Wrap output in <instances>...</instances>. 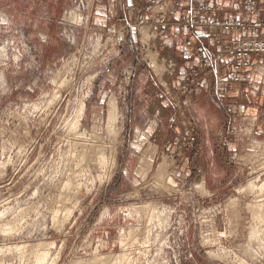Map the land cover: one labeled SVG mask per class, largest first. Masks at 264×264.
<instances>
[{"label": "rangeland", "instance_id": "374dc122", "mask_svg": "<svg viewBox=\"0 0 264 264\" xmlns=\"http://www.w3.org/2000/svg\"><path fill=\"white\" fill-rule=\"evenodd\" d=\"M96 2L0 0V264H264L262 96L233 121L164 89L168 107L132 102L109 77L137 51L115 45L128 17L109 0L96 25ZM136 55L169 78L161 50ZM153 120L155 154L135 155Z\"/></svg>", "mask_w": 264, "mask_h": 264}, {"label": "built area", "instance_id": "2783aa9c", "mask_svg": "<svg viewBox=\"0 0 264 264\" xmlns=\"http://www.w3.org/2000/svg\"><path fill=\"white\" fill-rule=\"evenodd\" d=\"M111 1L116 12L125 11L128 17L117 30L120 37L116 46H121L129 37L131 28L135 27L140 55L147 57L151 49L161 50L166 55L164 59L170 71H165L169 78L162 87L167 96L175 92L180 107L189 109L197 91L214 80L217 95L227 99L226 114L231 121L236 119V112L240 111L238 96L250 82L251 74L260 72L264 61V20L260 14L264 0H230L228 11H242L244 14L232 19L219 17L222 7L216 4L217 0H145L143 8L139 2L128 7L124 0ZM142 10L146 13L141 14ZM143 30L149 31L146 40L142 37ZM175 30L187 38L186 45L197 58V65L182 75L178 73L176 50L170 53L164 41ZM236 31L245 36L233 45L216 41L215 67L206 48L196 46L190 40L199 34H231ZM174 100L172 96L171 101Z\"/></svg>", "mask_w": 264, "mask_h": 264}, {"label": "crops", "instance_id": "0c3cea01", "mask_svg": "<svg viewBox=\"0 0 264 264\" xmlns=\"http://www.w3.org/2000/svg\"><path fill=\"white\" fill-rule=\"evenodd\" d=\"M126 6L130 7L134 4L139 2V5L143 8L145 5V0H124ZM216 4L220 7H222V12L219 13V17L221 18H241L244 16L242 11H233L229 12L228 7L230 5V0H217ZM109 0H97L93 12L90 13V16L93 19V22L96 25L105 26L107 25V22L109 21V15L108 10L110 7ZM146 11L142 10L141 14H145ZM260 14L262 16L261 20H264V2L262 1L261 4V10ZM127 15H125L126 17ZM124 17V16H122ZM125 20V19H123ZM122 23V20L120 21ZM136 29L135 27L131 28V39L136 43V50L140 53L139 46H138V40L137 36L135 34ZM200 36H194L190 38L193 44L196 46H203L206 48L207 53L210 58V62L215 67L216 65V59H215V53H216V41L222 40L223 43L233 45L234 43L242 40L245 36L244 33L241 32H233L231 34H220L217 32H213L211 35L207 34H199ZM187 38L184 35H181L178 33L177 30L173 31L172 34L164 38V41L166 45L168 46V51L171 53L176 50L175 58L178 64V73L180 75L186 73L190 69H193L197 65V58L194 56V53L191 52L190 48L186 45ZM136 51V53H137ZM126 53V52H125ZM136 53L132 55L125 54L122 62H130V65L128 67H125L124 65H121V62L118 61L119 66L118 72H115L116 75L110 74V76L114 77L115 82L112 84L113 86H118V82H120V86L126 85V88L129 89L131 95L132 102H138V104L143 105H149L150 103H155L158 105H161L163 108L165 106L168 107L170 104L167 97L164 96L162 85L165 83L164 76L161 75V78H158L155 74H150L147 69H140L139 65L137 64L138 60L137 57L139 55H136ZM128 58V60H126ZM134 93L136 95V98H134ZM240 95H246L247 97H255L257 95L262 96L261 97V106L262 107H256V108H263L264 103V61H262V67L260 68V72L252 73L250 76V82L245 85L242 88V91L239 94ZM250 98V100H252ZM135 99V101H134ZM216 103H222L223 105H226L227 99L220 98L215 90V83L214 80L210 84H207L202 89L198 90L196 93V96L193 101L194 106V112L196 117L199 120H206L207 117L210 115L212 116V108L213 105ZM244 104V103H243ZM241 111V118L245 119L251 115L252 112L257 111V109H251L245 106H240ZM249 114V115H248ZM141 122H146V117H141ZM140 122V123H141ZM154 122L153 120L152 124H150L148 127H140L139 125L135 128V135H134V148L133 153L141 154L142 156H147L150 159L152 155L155 154L157 146H154L153 148H150V138L154 135ZM153 130V131H152ZM208 144V136L205 135V145ZM164 148V144H163ZM147 149H149V153L147 152ZM208 157V164L209 167L212 163L210 160L211 157L214 156V153H207ZM146 159V158H145ZM149 161L148 159H146Z\"/></svg>", "mask_w": 264, "mask_h": 264}, {"label": "bare ground", "instance_id": "6f19581e", "mask_svg": "<svg viewBox=\"0 0 264 264\" xmlns=\"http://www.w3.org/2000/svg\"><path fill=\"white\" fill-rule=\"evenodd\" d=\"M148 36H149V31L146 30V31L143 33V39L146 40V39L148 38Z\"/></svg>", "mask_w": 264, "mask_h": 264}]
</instances>
